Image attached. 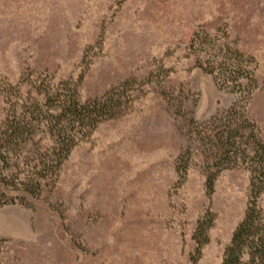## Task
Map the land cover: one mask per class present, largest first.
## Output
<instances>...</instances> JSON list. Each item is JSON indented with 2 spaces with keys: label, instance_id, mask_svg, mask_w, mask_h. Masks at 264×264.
Instances as JSON below:
<instances>
[{
  "label": "rangeland",
  "instance_id": "1",
  "mask_svg": "<svg viewBox=\"0 0 264 264\" xmlns=\"http://www.w3.org/2000/svg\"><path fill=\"white\" fill-rule=\"evenodd\" d=\"M193 35L201 44L190 50ZM232 52L256 82L246 113L264 140V0H0V85L43 74L77 83L86 101L128 78L142 83L130 110L78 143L37 199L8 192L22 202L0 207V264H192L206 215L195 264H221L249 175L222 171L207 193L189 132L237 100L196 60Z\"/></svg>",
  "mask_w": 264,
  "mask_h": 264
},
{
  "label": "trees",
  "instance_id": "2",
  "mask_svg": "<svg viewBox=\"0 0 264 264\" xmlns=\"http://www.w3.org/2000/svg\"><path fill=\"white\" fill-rule=\"evenodd\" d=\"M193 35L189 49L199 46ZM235 58L221 61L196 60V66L211 75L219 90L237 95L229 108L203 123L190 124V137L201 151L205 189L211 193L217 176L225 170L243 168L248 172V195L243 218L224 249L221 264H264V140L246 113V104L257 88L252 72ZM227 56V55H226ZM23 88H25L23 90ZM142 83L128 78L109 88L101 97L81 101L77 83L54 82L52 77L27 74L14 85H0L4 118L0 124V207L24 193L37 199L41 189L52 185L70 151L85 140L101 123L116 119L130 110ZM188 150L177 157L175 172L184 176ZM206 215L196 224L192 240L195 264L207 243L212 224ZM0 240V248L2 245Z\"/></svg>",
  "mask_w": 264,
  "mask_h": 264
}]
</instances>
